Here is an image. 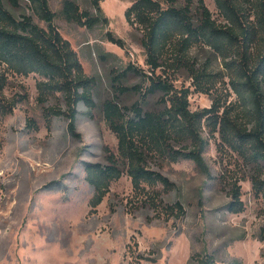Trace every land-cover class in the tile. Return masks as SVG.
Masks as SVG:
<instances>
[{
    "label": "rangeland",
    "instance_id": "1",
    "mask_svg": "<svg viewBox=\"0 0 264 264\" xmlns=\"http://www.w3.org/2000/svg\"><path fill=\"white\" fill-rule=\"evenodd\" d=\"M17 1L14 6L5 0L17 18L33 15L28 0ZM63 1L50 0L57 13L55 24L78 53L86 74L96 78L98 108L79 105L77 126L82 138L74 137L66 116L54 117L51 127L45 119L49 107L66 109L60 94L42 104L37 91L39 76H9L7 98L24 100L13 113L0 117V264H202L201 259L207 257L213 258V264H264V240L260 238L264 193L255 195L251 180L255 168L231 149L220 147L218 134L205 154L211 178L190 159L150 163L174 183L170 192H163L162 185L157 189L163 192L165 204L180 201L184 205V217H168L143 205L126 174L112 183L98 211L90 213L94 187L86 181L85 164L106 163L107 148L116 151L118 145L101 105L116 94L115 78L130 64L145 71L149 66L141 42L143 31L131 26L125 16L135 0H104L101 6L109 23L93 29L67 21L62 15ZM74 1L82 10L96 14L91 0ZM205 2L213 17L223 23L215 0ZM194 14L199 15L198 3ZM34 20L47 28L37 17ZM109 31L122 38L126 48L111 43ZM190 54L197 67H209L214 75L211 91L203 93L188 72L176 73L175 85L192 91L191 109L210 107L218 95L222 101H235L221 57L201 44ZM142 79L130 72L122 86L142 84ZM160 98L161 94L151 96L146 108H157ZM138 100L135 92L120 97L123 106ZM235 181L242 185L245 203L240 213L226 207ZM139 255L149 260L139 262Z\"/></svg>",
    "mask_w": 264,
    "mask_h": 264
},
{
    "label": "trees",
    "instance_id": "2",
    "mask_svg": "<svg viewBox=\"0 0 264 264\" xmlns=\"http://www.w3.org/2000/svg\"><path fill=\"white\" fill-rule=\"evenodd\" d=\"M11 1L18 5L17 0ZM103 1L91 0L94 14L82 10L74 0H64L62 15L88 29L108 24L109 18L101 6ZM215 3L223 23L213 17L205 0H135L126 10L128 23L143 31L141 42L149 70L130 64L115 78L116 94L101 105L118 145L116 151L107 148L106 163L85 164L86 181L94 187L90 213L98 211L112 183L126 174L143 205L161 210L168 217H184L186 209L180 201L165 204L162 200L163 192L174 189V183L151 168L150 163L190 159L211 178L205 154L217 134L220 147L226 146L255 168L251 178L253 191L256 196L264 193V0H215ZM28 4L33 15L17 18L6 7L5 0H0V117L13 113L24 100L7 98L9 76L35 74L40 77L37 82L40 103L60 94L66 104L65 110L60 107L46 110L47 125L51 127L54 117L66 116L70 134L82 138L77 126L79 105L84 103L90 110L98 108L94 97L97 80L86 74L78 53L57 28V13L52 10L50 0H28ZM34 16L45 22L47 28L36 23ZM107 36L111 43L126 48V42L111 31ZM200 44L221 57L236 100L229 103V98L222 101L218 95L210 107L194 111L190 87L178 88L174 79L176 73L186 71L198 91H211L213 73L209 67H197L190 54ZM130 72L141 75L142 84L122 86V80ZM129 92L139 94L140 100L131 106L121 105L120 97ZM157 94H161L158 107L147 109L151 96ZM159 185L163 186V192L157 189ZM242 195V185L235 181L226 205L228 211L245 210ZM260 238L264 240V226ZM142 259L149 260L139 255V262ZM201 263L213 264V258L201 259Z\"/></svg>",
    "mask_w": 264,
    "mask_h": 264
}]
</instances>
